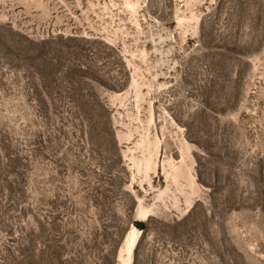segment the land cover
<instances>
[{
    "label": "rangeland",
    "instance_id": "obj_1",
    "mask_svg": "<svg viewBox=\"0 0 264 264\" xmlns=\"http://www.w3.org/2000/svg\"><path fill=\"white\" fill-rule=\"evenodd\" d=\"M0 264H264V0H0Z\"/></svg>",
    "mask_w": 264,
    "mask_h": 264
},
{
    "label": "trees",
    "instance_id": "obj_2",
    "mask_svg": "<svg viewBox=\"0 0 264 264\" xmlns=\"http://www.w3.org/2000/svg\"><path fill=\"white\" fill-rule=\"evenodd\" d=\"M135 226L138 228V229H142L143 228V224L142 223H134Z\"/></svg>",
    "mask_w": 264,
    "mask_h": 264
}]
</instances>
